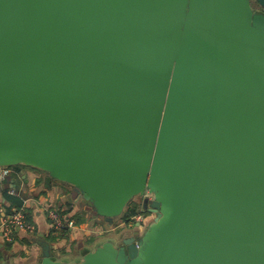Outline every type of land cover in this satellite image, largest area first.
Instances as JSON below:
<instances>
[{"label": "water", "instance_id": "95a60500", "mask_svg": "<svg viewBox=\"0 0 264 264\" xmlns=\"http://www.w3.org/2000/svg\"><path fill=\"white\" fill-rule=\"evenodd\" d=\"M16 164L110 224L154 215L80 264H264V0H0Z\"/></svg>", "mask_w": 264, "mask_h": 264}, {"label": "crops", "instance_id": "0c3cea01", "mask_svg": "<svg viewBox=\"0 0 264 264\" xmlns=\"http://www.w3.org/2000/svg\"><path fill=\"white\" fill-rule=\"evenodd\" d=\"M253 7L256 11L259 10L256 4H253ZM8 168L10 174L5 181L0 182V224L2 217L5 216L4 207L8 205L3 198V192L15 189L25 201L23 207L32 213L30 224L35 229V235L30 237L14 229L10 235L11 240L7 241L0 233V264H39L42 260V248L39 242L50 245V254L55 261L80 264L87 254L94 253L104 243L115 244L119 235L129 229L135 235L141 236L144 233L142 232L144 226L150 219L153 222L154 216L147 214L143 226L127 223V227L124 228L120 224L124 211L120 218L110 224L94 216L91 209L80 203L73 196L71 187L51 180L47 189L44 183L50 176L47 172L24 164H16ZM135 199L140 200L134 198L131 202L139 203ZM48 209H60L61 212L66 213V218L75 222L79 218V213H83L84 219L76 223L74 229L67 231L64 238L52 243L48 240L52 230L51 222L47 219ZM118 220L120 222L116 224Z\"/></svg>", "mask_w": 264, "mask_h": 264}, {"label": "built area", "instance_id": "2783aa9c", "mask_svg": "<svg viewBox=\"0 0 264 264\" xmlns=\"http://www.w3.org/2000/svg\"><path fill=\"white\" fill-rule=\"evenodd\" d=\"M10 174V169L8 167H0V182L5 181L7 176ZM9 195L20 197L21 194L19 191L15 189H10L7 192ZM149 199H152L150 195H148ZM23 199V204H24ZM154 216V215H152ZM2 222L0 224V233L2 237L10 241L11 240V233L14 229H17L20 233H23L27 236H34L35 229L32 224L27 223L24 219L22 212H15L13 215L10 216H3ZM47 219L51 222V228L54 230L56 234H60L62 230H72L74 229V222L71 220H67L66 217L62 216L58 209L54 210H47ZM146 216L142 213H138L135 216H132L128 219V224H138L143 226L144 222L146 221ZM122 225V224H121Z\"/></svg>", "mask_w": 264, "mask_h": 264}, {"label": "trees", "instance_id": "16d2710c", "mask_svg": "<svg viewBox=\"0 0 264 264\" xmlns=\"http://www.w3.org/2000/svg\"><path fill=\"white\" fill-rule=\"evenodd\" d=\"M3 198L5 199L6 203L8 204L6 207H4V215L5 216H10V215H13L15 212H22L23 213V216H24V219L27 223H32L31 221V216H32V213L25 209L23 207V197L20 196V197H17V196H12V195H9L7 192H3ZM140 204L136 203V202H130L127 207H126V210H125V213L122 217V220L127 224L128 223V219L132 216H135L136 214L138 213H142L140 211ZM60 211V209H58ZM61 215L66 217V213L65 212H61ZM144 215H147V214H144ZM67 220H71L69 218H66ZM73 221V220H71ZM74 222V226L76 225V223H80L81 220L79 218L76 219V222ZM66 232L67 230H62L60 234L56 235L54 230L52 229L51 230V234H50V237H49V241H52V243L56 242L58 239L60 238H64L66 236Z\"/></svg>", "mask_w": 264, "mask_h": 264}, {"label": "flooded vegetation", "instance_id": "af4514ba", "mask_svg": "<svg viewBox=\"0 0 264 264\" xmlns=\"http://www.w3.org/2000/svg\"><path fill=\"white\" fill-rule=\"evenodd\" d=\"M121 224H122L121 226H124V228L127 227L125 222H122ZM127 232H128V233H129V232L131 233V234H129V235H132V236H134V237L136 236L134 233L131 232V229H129V230L125 231L124 234L122 233V235H119V237H118V239H117V241H116V243H115L116 246H121L122 241L126 239V237L123 236V235H125V233H127Z\"/></svg>", "mask_w": 264, "mask_h": 264}, {"label": "rangeland", "instance_id": "374dc122", "mask_svg": "<svg viewBox=\"0 0 264 264\" xmlns=\"http://www.w3.org/2000/svg\"><path fill=\"white\" fill-rule=\"evenodd\" d=\"M136 201H140L139 199H135ZM80 215H79V218H80V220L81 221H83V217H84V215H83V213H79ZM120 221L118 220L117 222H116V224H118ZM121 222H124L123 220H121ZM121 222H120V224H121ZM151 222H152V219H150V221H149V223L148 224H146L144 227V230L151 224ZM144 230H142V232H144ZM142 234V233H141Z\"/></svg>", "mask_w": 264, "mask_h": 264}]
</instances>
